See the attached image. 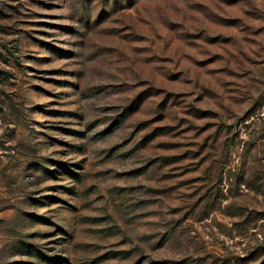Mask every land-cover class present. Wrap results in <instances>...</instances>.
<instances>
[{"label": "rangeland", "instance_id": "1", "mask_svg": "<svg viewBox=\"0 0 264 264\" xmlns=\"http://www.w3.org/2000/svg\"><path fill=\"white\" fill-rule=\"evenodd\" d=\"M0 264H264V0H0Z\"/></svg>", "mask_w": 264, "mask_h": 264}]
</instances>
